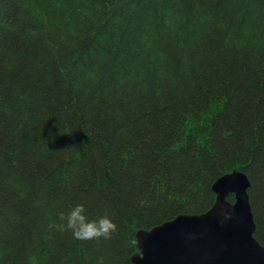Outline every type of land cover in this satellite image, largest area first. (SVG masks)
Listing matches in <instances>:
<instances>
[{
    "label": "trees",
    "instance_id": "trees-1",
    "mask_svg": "<svg viewBox=\"0 0 264 264\" xmlns=\"http://www.w3.org/2000/svg\"><path fill=\"white\" fill-rule=\"evenodd\" d=\"M234 171L264 246V0H0V264H132Z\"/></svg>",
    "mask_w": 264,
    "mask_h": 264
},
{
    "label": "water",
    "instance_id": "water-1",
    "mask_svg": "<svg viewBox=\"0 0 264 264\" xmlns=\"http://www.w3.org/2000/svg\"><path fill=\"white\" fill-rule=\"evenodd\" d=\"M250 187L241 171L224 175L213 185L217 200L208 213L140 230V253L132 264H264V246L254 236Z\"/></svg>",
    "mask_w": 264,
    "mask_h": 264
},
{
    "label": "clouds",
    "instance_id": "clouds-1",
    "mask_svg": "<svg viewBox=\"0 0 264 264\" xmlns=\"http://www.w3.org/2000/svg\"><path fill=\"white\" fill-rule=\"evenodd\" d=\"M58 219L60 223L50 224L49 227L60 232L71 231L76 240L110 239L117 230L116 224L107 215L89 220L83 204L76 205L67 214L61 212Z\"/></svg>",
    "mask_w": 264,
    "mask_h": 264
},
{
    "label": "bare ground",
    "instance_id": "bare-ground-1",
    "mask_svg": "<svg viewBox=\"0 0 264 264\" xmlns=\"http://www.w3.org/2000/svg\"><path fill=\"white\" fill-rule=\"evenodd\" d=\"M241 173H244V172H241ZM244 174H245V173H244ZM245 175H246V174H245ZM246 176H247V175H246ZM247 178H248V176H247ZM248 181L250 182V185H251V181H250L249 178H248ZM250 188H251V187H250ZM248 193H249V190H248ZM215 194H216V193H215ZM249 196H250V195H249ZM216 197H217V195H216ZM216 200H217V199H216ZM213 207H214V206H213ZM213 207H212V208H213ZM212 208H211V209H212ZM211 209H210V210H211ZM210 210H209V211H210ZM209 211H207L206 213H208ZM206 213H204V214H206ZM204 214H200V215H204ZM200 215H199V216H200ZM181 216H182V215H181ZM172 221H173V220H172ZM169 222H170V221H169ZM139 253H140V252H139ZM139 253H137V254H139ZM135 255H136V254H135ZM135 255H134V256H135ZM134 256H133V257H134Z\"/></svg>",
    "mask_w": 264,
    "mask_h": 264
}]
</instances>
